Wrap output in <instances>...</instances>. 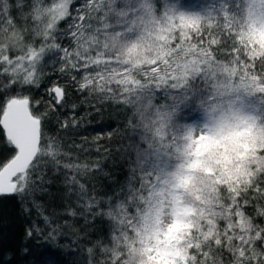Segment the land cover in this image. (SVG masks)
<instances>
[{
	"label": "snow or ice",
	"instance_id": "1",
	"mask_svg": "<svg viewBox=\"0 0 264 264\" xmlns=\"http://www.w3.org/2000/svg\"><path fill=\"white\" fill-rule=\"evenodd\" d=\"M261 34L264 0H0V196L28 217L31 264H68L64 253L77 264H264V167L253 166L242 193L221 185L228 218L185 260L164 246L160 224L197 176L203 145L225 142L251 122L245 113L264 123ZM40 88L44 103L32 95ZM70 90L124 117L115 131L123 179L87 158L86 139L69 147L49 127L52 114L68 116ZM76 108L57 130L79 134ZM99 132L97 141H112V131ZM54 184L69 200L61 211L44 203ZM200 223L197 240L212 228ZM7 255L0 249V264H16Z\"/></svg>",
	"mask_w": 264,
	"mask_h": 264
},
{
	"label": "trees",
	"instance_id": "2",
	"mask_svg": "<svg viewBox=\"0 0 264 264\" xmlns=\"http://www.w3.org/2000/svg\"><path fill=\"white\" fill-rule=\"evenodd\" d=\"M259 41H264V35L259 36ZM54 64L55 61H49L48 70L49 74L56 76V73L51 71ZM54 82L67 84V82L63 80H55ZM68 87L71 89V85H68ZM32 95L36 100H41V102L44 103L47 93L43 88H40L34 89ZM67 99L69 103L63 111L67 112L68 116L57 117L56 114H52V124H50L49 127L53 129L55 134L60 136L69 147L73 141L76 143H83L86 139L91 153L87 158L91 161L99 160L101 164H106V171H109L113 178L123 179V173L126 169L120 166L121 160L123 159V157L119 155L121 151V139L115 136V131L119 130V125L123 122L124 117L107 108H100L99 111H97V106H93L95 102H93V104L82 102L84 101V97L74 90H70ZM74 104L77 105L75 112L78 113L76 118L80 124L79 134H73L71 130L67 133H65L64 130H57L56 121L58 118L71 120L73 114L72 105ZM192 114V112L188 113V115ZM254 115L256 116V122L253 130L255 132L258 127V129H261L260 133L264 135V123L261 122L260 116L255 113ZM109 124H111V128L107 127ZM100 129H103L105 133L108 131L113 132V139L111 142L107 139L96 140L97 135L101 134L99 132ZM262 137L264 138V136ZM95 144H99L101 147V153L99 155H97L95 151ZM106 147L112 150L113 155L117 156V159L112 160L105 157L103 149ZM222 148L224 164H221L220 160L209 161L204 171L201 168H197V176L187 180L183 186L182 199L193 205V219L195 222L192 224L191 228L181 227L178 229L174 234V240L177 242L179 240L181 244L186 239L192 240V243L182 247L187 252L188 256L189 248L193 247L194 244L207 243L213 232L217 230L219 221L228 218V209L227 206H225L228 192L227 190H223L221 185H226L228 189L233 191L238 190L242 193L244 191L243 186L249 183V177L255 175L253 166L264 167V152L260 151V149H264V145L258 144V140L252 139V135H248L245 138L243 144L239 148L240 150L235 149L230 142L224 143ZM209 149L208 145L201 152L202 156L206 155V159H204L206 163L210 154V152H208ZM217 171H219L218 175L216 174ZM198 184L201 187H198ZM50 192L51 196L46 197L44 203L47 205L49 211H61L62 205L66 206L69 203L64 188L54 184L51 186ZM62 197H64V199H62ZM214 205L222 206L224 211L221 213L217 207H213ZM210 212L213 215V219H209ZM34 218L35 216L33 215V219ZM27 219L28 217L24 214L17 199L8 196L0 197V249L7 250L8 252V255L5 256L4 259H8L9 256H11L16 261V264H31V261L36 259L35 256L26 258L24 255L25 245H28L29 248L36 245V241H29L24 236V229L27 227ZM254 219L255 217H253V220ZM201 220L211 224L212 228L204 233L203 238L197 240L195 237L198 236L199 232L202 230ZM243 226L245 228L249 227L247 219L244 220ZM233 227H240V224L233 225ZM193 229H195V232ZM220 231L222 233L223 230L221 229ZM67 235L72 239H76V237H72L70 231ZM246 235L247 233H245V236ZM41 251H43V249H41ZM63 259L67 260L68 264H77V258L69 253H64ZM45 264H51V262L46 261ZM222 264H231V261L225 258Z\"/></svg>",
	"mask_w": 264,
	"mask_h": 264
},
{
	"label": "rangeland",
	"instance_id": "3",
	"mask_svg": "<svg viewBox=\"0 0 264 264\" xmlns=\"http://www.w3.org/2000/svg\"><path fill=\"white\" fill-rule=\"evenodd\" d=\"M261 35H264V34H261ZM245 115L250 118L251 122H245V125L243 127H240L237 130H234L232 134H230L225 139V142L223 143L209 142L202 146V150H203L206 146L209 145L210 149L208 152H210V154H209L207 163L205 160H202L196 166V170L197 168H201L204 171V169L208 166L209 161L211 160H215V161L220 160V163L224 164V155H223V148H222L224 143L230 142V144L233 145L235 149L240 150L239 148L243 144L245 138L248 135H252V139L254 138V140L255 139L258 140V144L264 145V138L262 137L264 135L260 133L261 129L260 128L258 129L257 127L255 132L253 130L255 126V122H256V116L254 115V113H251V112L245 113ZM244 146H248V145H244ZM185 183L181 185L182 189ZM198 187H201V186L198 184ZM193 213H194L193 205L188 203L187 201H184L182 199V193H181V195L177 198V203L175 206V213L173 217L162 219L160 221V224L162 225L163 229L167 230V235L164 237V241H163L164 246L166 248L171 249V255L173 258L178 257L182 261L188 258L187 252L181 247V243L179 242V240L177 239L178 242L174 240V234L181 227L183 228L192 227V224H194L195 222L193 219ZM177 217H179L178 220L176 219ZM170 224L173 225V227L170 228L169 227ZM148 239H151L153 242L151 247H157L158 244L160 243L158 233L153 234L151 237H147L145 241L146 244H147Z\"/></svg>",
	"mask_w": 264,
	"mask_h": 264
},
{
	"label": "water",
	"instance_id": "4",
	"mask_svg": "<svg viewBox=\"0 0 264 264\" xmlns=\"http://www.w3.org/2000/svg\"><path fill=\"white\" fill-rule=\"evenodd\" d=\"M0 197H2V196H0Z\"/></svg>",
	"mask_w": 264,
	"mask_h": 264
}]
</instances>
